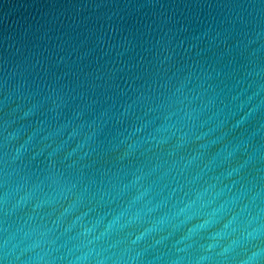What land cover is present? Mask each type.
<instances>
[{
  "label": "water",
  "instance_id": "1",
  "mask_svg": "<svg viewBox=\"0 0 264 264\" xmlns=\"http://www.w3.org/2000/svg\"><path fill=\"white\" fill-rule=\"evenodd\" d=\"M253 228L264 0H0V264H239Z\"/></svg>",
  "mask_w": 264,
  "mask_h": 264
},
{
  "label": "clouds",
  "instance_id": "2",
  "mask_svg": "<svg viewBox=\"0 0 264 264\" xmlns=\"http://www.w3.org/2000/svg\"><path fill=\"white\" fill-rule=\"evenodd\" d=\"M27 114L28 113H26V115ZM17 153H19V149L17 150ZM138 180H139V177H137V181ZM72 187H75V185H73ZM143 195H144V193H141L140 196L136 197V199H140ZM21 199L23 200L24 198L22 197ZM190 206L191 205H189V207ZM64 211L67 212V211H69V209L66 208V209H64ZM149 211H152V209H149ZM61 215H63V213H61ZM83 215H87V213H84ZM78 219H82V217H80ZM235 220H236V215L234 214L227 221H225L224 224L222 225V228L220 230H218L217 232L213 233V235L222 237L223 234L226 232V230H228L230 228V226L235 222ZM138 221H140L139 215H134L132 217H129L130 223L131 222H138ZM116 222L119 223L118 217L116 218ZM57 223H58V221H57ZM209 223H210V219H205L201 222L200 226L202 228H205L209 225ZM123 226H124L123 224L120 225V227H123ZM90 231H92V229L86 228L84 230V234L87 235ZM189 231H191V229ZM232 231H235V229H232ZM143 235H145V233H141L140 236H137L135 241H133V243H135L136 241H139ZM253 239H257V240L259 239V229L253 228L251 231H242V232H240V234L238 236L229 240L228 244L224 247V249L222 250L220 255L225 256V258H226V254L231 252L236 246L241 245L243 242H247V243H245L243 250L248 254L245 255L242 260H240L239 264H258V257L260 255V253L262 251H264V248H262L260 246V244L252 245L251 241ZM218 242L219 241H215V243H218ZM261 243H264V242H261ZM249 246L255 248V251H252L249 253L248 252ZM212 247H214V244L209 245V249H211ZM130 259H133V260L143 259V254L141 252H137L136 255L134 257H130ZM202 259H203V257H202Z\"/></svg>",
  "mask_w": 264,
  "mask_h": 264
}]
</instances>
